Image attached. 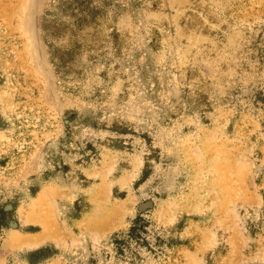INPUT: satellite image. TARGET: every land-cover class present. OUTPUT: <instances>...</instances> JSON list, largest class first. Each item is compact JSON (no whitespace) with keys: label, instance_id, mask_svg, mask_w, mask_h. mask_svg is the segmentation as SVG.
<instances>
[{"label":"rangeland","instance_id":"rangeland-1","mask_svg":"<svg viewBox=\"0 0 264 264\" xmlns=\"http://www.w3.org/2000/svg\"><path fill=\"white\" fill-rule=\"evenodd\" d=\"M0 264H264V0H0Z\"/></svg>","mask_w":264,"mask_h":264}]
</instances>
